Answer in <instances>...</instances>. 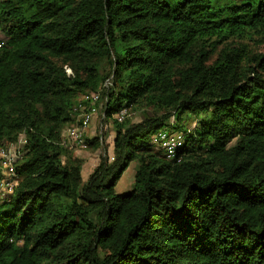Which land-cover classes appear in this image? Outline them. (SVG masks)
<instances>
[{
	"label": "trees",
	"instance_id": "obj_1",
	"mask_svg": "<svg viewBox=\"0 0 264 264\" xmlns=\"http://www.w3.org/2000/svg\"><path fill=\"white\" fill-rule=\"evenodd\" d=\"M0 32V264H264V0H0ZM96 91L114 136L83 181L62 137Z\"/></svg>",
	"mask_w": 264,
	"mask_h": 264
},
{
	"label": "rangeland",
	"instance_id": "obj_2",
	"mask_svg": "<svg viewBox=\"0 0 264 264\" xmlns=\"http://www.w3.org/2000/svg\"><path fill=\"white\" fill-rule=\"evenodd\" d=\"M0 40L3 42V36L0 32ZM85 94L81 95L77 101L81 100ZM103 104L104 100H101V96L99 101L96 103L97 107H95L94 112L91 114L89 122L84 129H81L83 133V140L86 142V139L92 140L95 136L99 137L98 144L99 146L95 149L88 148V144L86 143L85 148L75 147L76 145L73 143V132L75 130H80V124L82 119L81 111L78 110L76 115L73 116V121L70 128L66 131V139L65 146L72 150V154L76 157H85V162L82 166L81 176L83 181H86L89 174L93 171L94 167L99 163V159L104 156L106 152L109 150V142L114 136V131L110 121H103ZM207 113L201 112L199 114H194L192 112L187 113L181 122L176 123L174 120H170L167 126L163 127L164 129L170 130L171 132H179L184 134L186 131H191L196 127L197 120L203 118ZM142 112L138 111L133 114V121H139ZM151 142L154 148V151L160 152L159 146L157 144V140L155 138V134L151 138ZM13 146V145H11ZM10 147V146H9ZM8 147V148H9ZM5 148V147H2ZM11 148V147H10ZM82 151V152H81ZM80 152V153H79ZM79 153V154H78ZM109 153V152H108ZM135 162H131L126 170L123 172L119 181L115 185V192L118 194H122L132 190L133 188V175L135 170ZM3 175V171L0 169V176Z\"/></svg>",
	"mask_w": 264,
	"mask_h": 264
},
{
	"label": "built area",
	"instance_id": "obj_3",
	"mask_svg": "<svg viewBox=\"0 0 264 264\" xmlns=\"http://www.w3.org/2000/svg\"><path fill=\"white\" fill-rule=\"evenodd\" d=\"M1 45L2 44L0 42V46ZM107 85V82H105L104 87H106ZM100 96V91L85 94L84 97L78 101L76 107L74 108L77 111L80 110L82 114L80 130H75V132H73V143L76 145L75 147H80L83 149L86 146V143L83 140V133L81 132V129H84L87 126L90 116L94 112L96 103L99 101ZM125 115L126 110L121 109L113 115V118L121 121ZM70 126L66 129V131L70 128ZM66 131L62 137L64 145L66 139ZM155 138L157 140L159 150L165 155L167 159L170 160L176 158L178 149L181 148L185 142L184 134L179 132H171L170 130L164 128L156 132ZM23 142V139H20L18 143ZM10 147L0 148V169L3 171V175L1 176L0 181L1 196L10 194L17 181L14 172V163L17 161L20 154L18 153V146L13 145Z\"/></svg>",
	"mask_w": 264,
	"mask_h": 264
},
{
	"label": "crops",
	"instance_id": "obj_4",
	"mask_svg": "<svg viewBox=\"0 0 264 264\" xmlns=\"http://www.w3.org/2000/svg\"><path fill=\"white\" fill-rule=\"evenodd\" d=\"M112 140H113V137H112V139H111L110 142H109V147H108V148H109V150H108L109 153L111 152ZM81 152H82V151H81ZM79 153H80V152H79ZM79 153H78V154H79ZM109 153H108V154H109ZM82 157H84V156H82Z\"/></svg>",
	"mask_w": 264,
	"mask_h": 264
},
{
	"label": "clouds",
	"instance_id": "obj_5",
	"mask_svg": "<svg viewBox=\"0 0 264 264\" xmlns=\"http://www.w3.org/2000/svg\"><path fill=\"white\" fill-rule=\"evenodd\" d=\"M3 39H4V37H3ZM4 41H5V39H4ZM4 41L2 42V41L0 40V42H1L2 45L4 44ZM2 45H1V46H2ZM1 46H0V47H1ZM155 134H156V133H155ZM160 152H161V151H160Z\"/></svg>",
	"mask_w": 264,
	"mask_h": 264
},
{
	"label": "bare ground",
	"instance_id": "obj_6",
	"mask_svg": "<svg viewBox=\"0 0 264 264\" xmlns=\"http://www.w3.org/2000/svg\"><path fill=\"white\" fill-rule=\"evenodd\" d=\"M0 181H1V179H0ZM0 193H1V190H0Z\"/></svg>",
	"mask_w": 264,
	"mask_h": 264
}]
</instances>
